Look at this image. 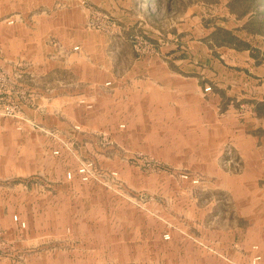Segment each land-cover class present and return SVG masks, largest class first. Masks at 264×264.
I'll use <instances>...</instances> for the list:
<instances>
[{"label":"rangeland","instance_id":"rangeland-1","mask_svg":"<svg viewBox=\"0 0 264 264\" xmlns=\"http://www.w3.org/2000/svg\"><path fill=\"white\" fill-rule=\"evenodd\" d=\"M213 32L264 95V0H0V264H264V179L220 197L183 98L136 94Z\"/></svg>","mask_w":264,"mask_h":264},{"label":"crops","instance_id":"crops-1","mask_svg":"<svg viewBox=\"0 0 264 264\" xmlns=\"http://www.w3.org/2000/svg\"><path fill=\"white\" fill-rule=\"evenodd\" d=\"M150 1L153 3V0ZM149 10L148 15L155 14ZM213 34L197 41L200 46H196V49L193 46L183 50L173 48L171 62L169 60L168 63L161 62L160 66L155 63L144 67L152 72V76L146 79L136 77V94L141 100L142 95L151 90L154 100L159 103L161 95L166 94L168 102L177 105L176 98H183L185 105L177 110L199 118L200 130L212 134L208 137L210 141L207 148L214 150V154L216 151V154H220V197H226L237 195L238 190L241 192L243 188L249 189V185L258 188L259 182L264 179V95L242 94L241 86L250 79L242 76L240 62L237 63L241 56L240 48L228 41L211 40ZM232 35L239 36L233 31ZM251 63L255 65L258 61ZM208 85L212 86V90L204 92V86ZM128 93H122L121 98L126 97L128 100ZM171 107L176 108V105ZM227 143L234 145L242 155L244 171L241 174L226 171L222 167L221 157ZM211 154L209 152L208 156L212 157ZM234 227L239 230L237 225ZM260 228L264 229V222L258 223L256 218L250 220V236L247 241L239 242L250 244L253 230ZM241 230L243 233L244 229Z\"/></svg>","mask_w":264,"mask_h":264},{"label":"built area","instance_id":"built-area-1","mask_svg":"<svg viewBox=\"0 0 264 264\" xmlns=\"http://www.w3.org/2000/svg\"><path fill=\"white\" fill-rule=\"evenodd\" d=\"M209 90H211V87L210 86H206L205 87V91H209ZM230 161L233 163V164H237V162H236V160L234 159V158H230ZM69 176L71 177V174H69ZM16 219H17V216H16ZM259 257H256L255 259H254V264L256 263V261H257V259H258Z\"/></svg>","mask_w":264,"mask_h":264}]
</instances>
